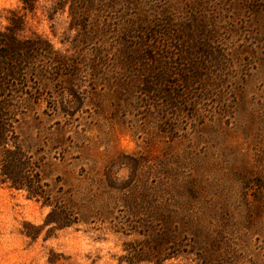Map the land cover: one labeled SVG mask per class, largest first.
Here are the masks:
<instances>
[{
    "label": "rangeland",
    "instance_id": "1",
    "mask_svg": "<svg viewBox=\"0 0 264 264\" xmlns=\"http://www.w3.org/2000/svg\"><path fill=\"white\" fill-rule=\"evenodd\" d=\"M13 15L79 67L40 74L17 127L72 223L0 183V264H264V0H0ZM167 45L182 101L158 110L127 83Z\"/></svg>",
    "mask_w": 264,
    "mask_h": 264
},
{
    "label": "trees",
    "instance_id": "2",
    "mask_svg": "<svg viewBox=\"0 0 264 264\" xmlns=\"http://www.w3.org/2000/svg\"><path fill=\"white\" fill-rule=\"evenodd\" d=\"M20 1L25 9H35L36 0ZM22 31L23 18L18 15L11 16L8 24L0 27V183L17 191H25L27 198L52 206L44 225L53 224L52 228L59 230L71 225L70 210L51 200V191L46 188L47 184L39 173L40 160L24 147L17 127L30 109V102L39 99L37 95L43 93L39 85L40 74L48 72L50 78L58 79L65 75L63 70L68 69L69 75L73 76L78 73L79 67L71 65L68 57L58 55L47 39L40 36L22 37ZM148 47L154 48L152 45ZM167 47L169 45L165 52L157 55L154 49L151 59L144 58V62L130 70L132 74L127 83L131 89L140 92V101L146 99L147 107L155 106L158 110L178 109L182 101L180 93L175 91V87L172 89L178 83L167 79L175 75L169 66L174 53L168 51ZM54 53L57 56L53 57ZM74 87L69 88L70 94L75 95ZM74 108L66 106L63 111L74 114Z\"/></svg>",
    "mask_w": 264,
    "mask_h": 264
}]
</instances>
